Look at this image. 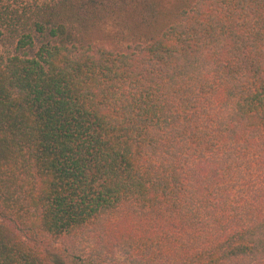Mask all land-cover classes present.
<instances>
[{
    "label": "trees",
    "instance_id": "trees-1",
    "mask_svg": "<svg viewBox=\"0 0 264 264\" xmlns=\"http://www.w3.org/2000/svg\"><path fill=\"white\" fill-rule=\"evenodd\" d=\"M14 16L41 39L0 53V264H264V0Z\"/></svg>",
    "mask_w": 264,
    "mask_h": 264
},
{
    "label": "rangeland",
    "instance_id": "rangeland-1",
    "mask_svg": "<svg viewBox=\"0 0 264 264\" xmlns=\"http://www.w3.org/2000/svg\"><path fill=\"white\" fill-rule=\"evenodd\" d=\"M65 0H0V7L5 8V11L9 14L10 19L14 18L16 13L23 14L20 16V20L24 19L25 21L23 24H19V27L25 29L28 27V24L25 20V17H31V19H37L38 12L43 9H50V12H53L54 9L58 4ZM16 23V22H15ZM13 23V25L15 24ZM112 21L107 20L104 24L100 26V30L97 32L95 36H93V43H104L108 46L107 41H111L114 36V27L112 26ZM11 28H5L2 34L0 35V53L3 57L12 55V54H19V55H26L30 56L35 50V47L38 41L41 39V36H38L36 33L33 34V45L31 47H27L21 50L15 49V32L12 31V28L15 27L9 24ZM18 25V24H17ZM23 25V26H20ZM8 26V25H7ZM9 27V26H8ZM8 29H11L8 30ZM125 44V42H120L119 45L121 47ZM111 47V46H110Z\"/></svg>",
    "mask_w": 264,
    "mask_h": 264
}]
</instances>
